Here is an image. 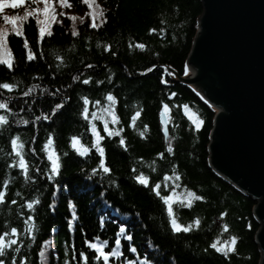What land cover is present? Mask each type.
<instances>
[{"label":"trees","instance_id":"obj_1","mask_svg":"<svg viewBox=\"0 0 264 264\" xmlns=\"http://www.w3.org/2000/svg\"><path fill=\"white\" fill-rule=\"evenodd\" d=\"M71 3V8L57 4V12L68 13V16L58 14L50 26L54 34L45 35L43 39L39 38L36 17H29L21 23L23 37L16 36L11 25L3 20V15H23L25 8L35 7L31 0L0 14V27L7 31L14 61V70L0 63V83L19 84L11 93L0 91V99L6 98L12 112L25 119L33 120L41 112L52 116L50 120L42 119L29 125L13 123L11 131L22 134L24 141L37 135L39 139L27 145L35 146L37 150L46 134L53 133L52 147L62 165L54 181L48 180L44 174L45 165L50 163L46 156L44 159L34 157L26 148V161L39 167L40 173L36 181L25 183L19 175L21 170L4 167L10 145L0 138V183L9 180L7 198L17 201L16 205H0V231L4 230L5 220L23 230L24 218L19 217L18 209L26 199L37 198L40 203L34 209L23 207L25 215L31 216L37 226L33 233L35 241L25 237L30 247L24 251L30 255L31 264H41L40 248L45 247L43 242L46 239L51 241L45 253L47 264H63L68 246L86 251L91 258V251L81 243L85 232L88 238L100 235L113 246L114 238L119 237L122 259H133L137 264L144 257L152 264H260L262 252L256 235L261 224L254 214L258 201L225 180L211 166L209 147L217 109L196 86L177 77L190 74L188 68L185 75L184 66H188L199 31V19L204 12L202 0H96L107 17V22L99 28L89 27L92 22L90 9L82 0H71ZM40 15L43 19V14ZM71 15L77 19L73 21ZM80 17H83V23ZM73 28L78 32L77 36L71 35ZM150 29L156 31L150 32ZM25 39L33 52L42 53L37 60L28 62L22 58ZM105 44L111 45L115 56L103 50ZM138 44H144L145 48L129 47ZM57 55L65 58V64L53 77ZM82 63L96 65L87 70V75L104 81L103 87L83 86L70 79L76 69L84 71ZM163 80L168 83L164 84ZM32 85L39 87L27 96L20 95L21 91L28 93ZM56 88L70 95L72 102L53 113L51 109L59 102L58 97L51 95ZM107 91L118 97L115 109L120 117L118 125L109 126L123 129L120 135L124 137L126 147L118 144V137L107 136L102 131L103 121L96 119L97 129L104 136L100 143L106 150V162L112 173L90 175L89 169L98 162V153L92 147L91 126L77 115L75 101L78 94L89 93L95 99L99 98L98 92ZM162 102L169 103L167 113L163 112ZM28 104L34 106L31 113ZM184 104L200 117V129L188 119ZM136 111L141 115L133 122L131 117ZM140 131L144 132L143 136ZM7 135L5 132V137ZM71 135H78L89 152L84 156L76 152L71 147ZM170 138H174L171 140L174 155L167 152ZM158 152L164 153L163 160L156 155ZM152 160L158 164L155 172L145 163ZM171 164H175L181 174V187L176 192L180 199L174 201L173 210L178 214V222L189 227L187 232L172 230L167 206L162 199L133 179L132 168L135 166L137 174L142 171L149 176L150 183L162 185V195H170L163 184L165 173L171 175ZM110 179L117 183L109 184ZM168 183L171 185L170 181ZM187 190L203 199L193 200L188 205L183 199ZM69 201L75 205V218L73 209L68 206ZM221 212L226 215L221 217ZM101 219L104 220L103 227L99 226ZM196 220L200 221L198 225L194 223ZM69 223L73 225L71 228ZM225 223L229 225L226 231L223 229ZM121 226L126 227L125 236H120ZM232 235L238 237L235 253L226 257L210 247L214 241L223 246ZM127 236L132 239L128 240ZM131 247H136L137 252L131 253ZM112 260L121 264L117 258Z\"/></svg>","mask_w":264,"mask_h":264},{"label":"snow or ice","instance_id":"obj_2","mask_svg":"<svg viewBox=\"0 0 264 264\" xmlns=\"http://www.w3.org/2000/svg\"><path fill=\"white\" fill-rule=\"evenodd\" d=\"M28 3V0H0V14H4L5 10L8 8L17 9L22 5ZM84 6L90 9V17L91 24L89 27L99 28L101 25L107 22V17L105 16V12L101 9L100 5L96 3V0H82ZM31 4L36 5L35 7L29 6L25 8L23 11V15H3V20L9 23L12 26V30L16 36L23 37L24 33L21 31V23L27 20L29 17H36V23L39 25V38L43 39L45 35L52 36L54 33L50 30V26L53 22L56 21L57 15L68 16V13H58L57 12V4L64 8H71L72 3L71 0H31ZM42 4V7L40 6ZM43 14V19H39L40 14ZM99 18V23H97V19ZM70 19L75 21L77 17L75 15H71ZM81 22L83 23V17H80ZM150 32H155V29H150ZM72 36H77L78 32L73 28L71 32ZM7 40V32L0 28V47H3ZM98 47L101 45L98 44ZM104 51L111 52V45L105 44L102 46ZM129 47H138L140 49H144V44L138 45H129ZM22 49L24 50L22 58L28 62H32L37 60L42 53H35L29 47L28 41L25 39L22 43ZM111 55L115 56V52H111ZM57 61L56 70L52 72L53 77H55L63 68L65 64V58L61 55H57L55 57ZM0 63L7 66V69L14 70V61L11 55V52L4 57H0ZM81 67L84 69L83 72L80 69H76V74L72 75L70 79L74 82L79 83L83 86H88L90 84L100 85L103 87L104 81L99 79H94L93 76L87 75V70L93 69L96 67L94 64L82 63ZM152 67H156L153 65ZM51 68V66H50ZM185 75L188 73V66L185 64ZM151 69H145V71H150ZM105 79H110V77H105ZM164 84H167V80H163ZM19 84L17 82H2L0 83V91L7 90L11 93L13 90L17 89ZM39 87L38 85H32L28 88V93L23 91L20 92V95L27 96L29 93H33L35 89ZM48 89L45 88L44 92L47 93ZM52 96L58 97L59 102L55 104V106L51 109L53 113L61 110L67 103L72 102V97L70 95L63 94L60 88H56L52 93ZM175 95V94H172ZM99 98H91L89 93H82L77 95V99L75 101L77 108V115L83 117V119L88 122L91 126V132L94 137V143L92 147H94L98 153V162L94 167L89 169V174H100L101 176L108 174L111 175L112 168L106 162V150L101 145V141L104 140V136L100 134V131L97 129L96 119L103 121L102 131L107 134L109 137H118V144L120 146L126 147L125 139L120 133L123 131L122 128L110 127L109 125H118L120 123V117L117 114L115 109V105L118 102V97L112 92H98ZM163 112L167 113L169 111V103H163ZM33 105L28 104L27 109L28 112L31 113L33 111ZM184 110L188 113V119L192 122L196 129L201 128L202 121L199 116L189 110V105H183ZM0 110H5L0 112V138H3L9 145L10 151L7 153V156L4 160V167L6 168H18L20 171L19 175L22 176L25 183H31L36 181L39 178L40 168L34 165H31L28 161H26V148L27 152H30L34 157H39L40 159H46L49 164L45 165L44 174L46 175L48 180H53L59 174L60 169L62 167L60 157L57 155L56 151L53 150V133H47L43 142L40 145L39 150L35 146L27 147L32 141L39 139L37 135H32L29 137L27 141L22 139V134H13L11 131V124H24L29 125L34 122H39L40 120H50L52 116L49 114H45L41 112L40 115L34 116L33 120L25 119L22 115L18 113H13L12 109L9 107V103L6 98L0 99ZM23 111V109L21 110ZM141 115L140 111H136L131 117L132 121L135 122L136 118ZM95 118V119H94ZM147 127V126H145ZM5 132H8V135L5 137ZM167 132V129H165ZM140 135L143 136L144 132L140 131ZM174 138H170L169 146L167 148V152L174 155V149L171 145V140ZM71 147L76 150L81 156H84L89 152V148L85 147L78 135H71L70 137ZM67 155V153H65ZM160 157L161 160L164 159V153L158 152L156 154ZM147 167L152 171H157L158 164L156 160H152L151 162H145ZM83 171V169L81 170ZM171 175L165 173V183L163 184V188L168 189L170 191L169 194L162 195V185L160 183L152 184L150 183L149 176L144 172H139L137 174L135 166L132 168L133 179L138 182L142 186H146L149 190L154 193V195L160 199L164 205L167 206V215L170 218V226L171 229L180 232L181 230L187 232L189 231V227H186L184 224L178 222V214H174L173 203L174 201L179 200L176 192L177 189L181 187L180 180L181 174L175 164L170 165ZM33 172L35 174H33ZM11 179H15L12 177ZM171 182V185L168 183ZM117 181L115 179H110L109 184L115 185ZM9 185V180L5 179L0 183V205L10 203L12 205H16V200H9L7 198V188ZM20 194L17 193V196ZM53 195H55L53 193ZM188 205H191L193 200L203 199V197L197 196V194L193 191L187 190L184 197ZM40 200L37 198L26 199L24 201V205L28 209H34V206L39 204ZM55 203V201H53ZM18 209L19 217L24 218L23 230L17 226H13L12 223L8 220L4 222V230L0 231V264H31V257L27 251H24L25 248L30 247V243L26 241L25 237H30L31 241L36 240V236L33 234L34 229H36V224L33 222V218L31 216H26L23 207ZM68 206L73 209V218L76 216L75 205L69 201ZM221 217L225 216V212H221L219 214ZM195 224H199L200 221L196 220ZM73 225L71 223L68 224V227L71 228ZM99 226H104V220L101 219L99 221ZM229 228L228 224L223 225V229L226 231ZM82 231H85L82 229ZM120 236L126 235V227L121 226L119 229ZM128 240L132 239V236H127ZM219 239V238H217ZM238 242V237L232 235L228 241H224L223 246H218L217 242H213L210 247L216 250L219 253H222L224 256H228L229 253H235L236 248L235 245ZM44 246L40 248V260L41 264H47L45 253L47 251V246H50V239L44 240ZM82 245L91 251V258L88 256L86 251L77 250L73 246H68L66 248L65 254L67 258L64 260L63 264H115L112 258H117L121 261V264H137V262L133 259L123 260L122 256V244L121 239L119 237L114 238V246L112 242L108 239H101L100 235H95L92 238H88L86 232L81 240ZM23 246V247H22ZM70 249V250H69ZM131 253H136L137 248L131 247L129 249ZM139 264H152V261L144 257L140 260Z\"/></svg>","mask_w":264,"mask_h":264},{"label":"water","instance_id":"obj_3","mask_svg":"<svg viewBox=\"0 0 264 264\" xmlns=\"http://www.w3.org/2000/svg\"><path fill=\"white\" fill-rule=\"evenodd\" d=\"M202 2L191 73L177 77L217 109L211 166L258 201L256 241L264 264V0Z\"/></svg>","mask_w":264,"mask_h":264},{"label":"rangeland","instance_id":"obj_4","mask_svg":"<svg viewBox=\"0 0 264 264\" xmlns=\"http://www.w3.org/2000/svg\"><path fill=\"white\" fill-rule=\"evenodd\" d=\"M40 17H41V15L39 16V19H41ZM7 25H9V24H5V26H7ZM11 27H12V26H11ZM0 28H2V29L5 30V28H4L3 26H1ZM50 28H51V27H50ZM5 31H6V30H5ZM6 32H7V31H6ZM7 35H8V34H7ZM8 52H11V55H12V57H13L12 50H11L9 44H8V41L6 40L5 45H4L3 47H0V57H4V56H6V55L8 54ZM176 195H177V194H176ZM177 197H178V195H177Z\"/></svg>","mask_w":264,"mask_h":264},{"label":"bare ground","instance_id":"obj_5","mask_svg":"<svg viewBox=\"0 0 264 264\" xmlns=\"http://www.w3.org/2000/svg\"><path fill=\"white\" fill-rule=\"evenodd\" d=\"M188 68H189V66H188ZM189 70H190V68H189ZM192 70H193V72H195V70L192 68ZM190 73H191V70H190ZM221 109H222V107H221Z\"/></svg>","mask_w":264,"mask_h":264}]
</instances>
